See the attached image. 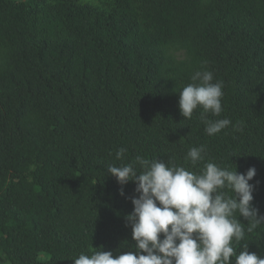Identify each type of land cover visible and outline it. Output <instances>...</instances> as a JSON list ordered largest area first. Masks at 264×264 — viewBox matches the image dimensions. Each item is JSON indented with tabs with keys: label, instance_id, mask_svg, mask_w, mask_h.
Listing matches in <instances>:
<instances>
[{
	"label": "trees",
	"instance_id": "16d2710c",
	"mask_svg": "<svg viewBox=\"0 0 264 264\" xmlns=\"http://www.w3.org/2000/svg\"><path fill=\"white\" fill-rule=\"evenodd\" d=\"M196 71L223 82V110L206 118L231 124L213 136L202 109L179 111ZM137 155L254 167L264 216V0H0V264L134 252L135 183L107 167ZM245 244L264 257V224L237 253Z\"/></svg>",
	"mask_w": 264,
	"mask_h": 264
},
{
	"label": "clouds",
	"instance_id": "9594fccd",
	"mask_svg": "<svg viewBox=\"0 0 264 264\" xmlns=\"http://www.w3.org/2000/svg\"><path fill=\"white\" fill-rule=\"evenodd\" d=\"M191 80L179 91L180 114L191 119L194 110L202 109L204 131L213 136L231 124L228 118H206L208 113L219 116L223 110V82H213L211 71H196ZM233 127L242 131L240 125ZM203 151V146L192 147L185 160L197 165ZM126 153V148L118 149L116 159L123 160ZM107 172L120 185L135 183L138 196L131 197L133 209L127 215L135 251L115 257L112 251L101 249L90 255L80 253L74 264H264V257L249 252L247 244L238 253L236 248L246 233L264 224V216L251 204L254 185L249 181L255 176L254 167L241 174L207 162L193 172L137 155L127 164L108 165ZM237 213L247 220V228Z\"/></svg>",
	"mask_w": 264,
	"mask_h": 264
}]
</instances>
